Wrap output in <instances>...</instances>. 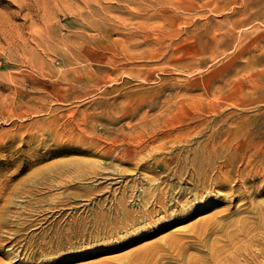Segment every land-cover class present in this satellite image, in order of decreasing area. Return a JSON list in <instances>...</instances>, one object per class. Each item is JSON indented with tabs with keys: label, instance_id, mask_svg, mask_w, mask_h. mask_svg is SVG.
<instances>
[{
	"label": "rangeland",
	"instance_id": "1",
	"mask_svg": "<svg viewBox=\"0 0 264 264\" xmlns=\"http://www.w3.org/2000/svg\"><path fill=\"white\" fill-rule=\"evenodd\" d=\"M212 142L264 149V0H0V264L186 239L229 204L159 226L156 201Z\"/></svg>",
	"mask_w": 264,
	"mask_h": 264
},
{
	"label": "bare ground",
	"instance_id": "2",
	"mask_svg": "<svg viewBox=\"0 0 264 264\" xmlns=\"http://www.w3.org/2000/svg\"><path fill=\"white\" fill-rule=\"evenodd\" d=\"M241 143L227 152L223 148L224 142L220 145L212 142L205 147L206 158L195 160L189 175L179 176V180L189 185L178 190L179 197L194 195V203L185 201L187 203L181 204L179 197L174 196L173 202L168 205L162 195L156 201L160 209L168 213L158 220L159 226L193 218L199 212L213 209L223 202L229 207L196 222L191 232L186 234V239L177 234L165 244L146 246L145 251L133 255L134 260L129 264H219L221 256L231 264H264L261 259L264 258V199H252L253 196H264V149L258 144ZM212 156L215 161H212ZM179 205L181 208L174 207L169 212V208ZM154 210L148 212L150 218ZM243 240L248 241L247 253L240 258L229 255L235 241L240 243ZM193 249L199 254L187 258L186 262L187 252ZM206 250L209 251L207 255Z\"/></svg>",
	"mask_w": 264,
	"mask_h": 264
}]
</instances>
